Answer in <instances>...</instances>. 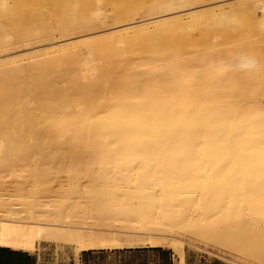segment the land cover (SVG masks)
I'll return each instance as SVG.
<instances>
[{"label": "bare ground", "instance_id": "bare-ground-1", "mask_svg": "<svg viewBox=\"0 0 264 264\" xmlns=\"http://www.w3.org/2000/svg\"><path fill=\"white\" fill-rule=\"evenodd\" d=\"M206 1L0 0V49L103 27L0 54V245L182 262L188 232L264 262V0Z\"/></svg>", "mask_w": 264, "mask_h": 264}, {"label": "rangeland", "instance_id": "rangeland-1", "mask_svg": "<svg viewBox=\"0 0 264 264\" xmlns=\"http://www.w3.org/2000/svg\"><path fill=\"white\" fill-rule=\"evenodd\" d=\"M212 1L207 0L206 3H211ZM262 16V17H261ZM264 15L260 12H256V18L258 21L263 19ZM140 19H135V21ZM262 21V20H261ZM111 23H107L103 26L110 27ZM102 27V26H101ZM100 26L95 27H77L75 29H72L68 32L64 33H55L53 37L47 40H38V41H32V42H23L19 43L17 45L2 48L0 49V54L4 52H12V51H22L24 49H27L28 47L32 46H39V49H45L48 47H51L53 45H58L61 43H64L66 38L68 37H74L80 34H84L90 30H96L101 28ZM103 28V27H102ZM52 43V44H49ZM15 52V53H16ZM19 55V54H16ZM14 55V56H16ZM12 159L7 160L6 163L8 164H16L18 169H23V175L22 181H30L32 183L33 179L29 172H27V164L28 162H31L32 160L25 159L23 157L18 159ZM58 160H53L52 164H56ZM84 163H87L88 161H81ZM40 164H44L43 162H40ZM31 168V167H29ZM1 170V169H0ZM39 172H42L41 170ZM63 175H60L58 179L55 180L52 186L57 185L59 182H64V180L59 179ZM8 183L9 186L15 187L16 184L13 179L9 180ZM17 181V180H15ZM28 185V184H27ZM136 216H133L134 219ZM179 238L185 240L186 242H191L192 245L187 243H181L179 244L180 248L183 251L184 258L181 262L177 256V253L175 251L174 244L170 243L165 248H168L171 250L173 256H174V264H264V262L259 261L255 259L252 256H247L244 254H240L239 252L232 251L225 246L218 244L215 241H207L197 235H193L188 232H180L178 234ZM123 239V238H122ZM133 242L132 247H128L126 245H119V246H103L101 248H96L92 250H119V249H134V248H143L148 247L146 245V242L138 241L137 238H135ZM148 248H161V247H148ZM42 249L47 252V254L50 256L47 260L49 261V264H72L73 261H77V257L81 252H78L77 245L75 243H69V242H58V243H45L41 242L37 248L34 249V251L30 253H39ZM23 250V249H22ZM73 260V261H72ZM129 261V259H127Z\"/></svg>", "mask_w": 264, "mask_h": 264}, {"label": "crops", "instance_id": "crops-1", "mask_svg": "<svg viewBox=\"0 0 264 264\" xmlns=\"http://www.w3.org/2000/svg\"><path fill=\"white\" fill-rule=\"evenodd\" d=\"M49 257L44 249L39 253H30L0 245V264H49ZM72 264H174V256L168 248L89 250L81 252Z\"/></svg>", "mask_w": 264, "mask_h": 264}, {"label": "snow or ice", "instance_id": "snow-or-ice-1", "mask_svg": "<svg viewBox=\"0 0 264 264\" xmlns=\"http://www.w3.org/2000/svg\"><path fill=\"white\" fill-rule=\"evenodd\" d=\"M169 9L171 8H184L186 7V5L184 4H176V5H168L167 6ZM260 10L261 11H264V6H260ZM100 155V158H99V167L101 169H104V168H112L113 167V161H112V157L107 154V153H101L99 154ZM97 164L94 163V162H89V167L90 168H94L96 167ZM104 175H107V173H104ZM3 238L0 237V243H3ZM13 247H16V248H20V249H23L25 251L27 250H30L33 246L30 244V243H17V244H14L12 245Z\"/></svg>", "mask_w": 264, "mask_h": 264}]
</instances>
